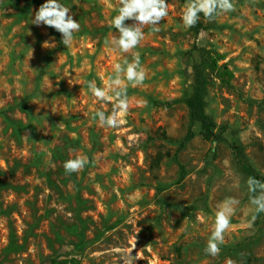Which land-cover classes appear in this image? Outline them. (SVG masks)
<instances>
[{
	"label": "rangeland",
	"instance_id": "1",
	"mask_svg": "<svg viewBox=\"0 0 264 264\" xmlns=\"http://www.w3.org/2000/svg\"><path fill=\"white\" fill-rule=\"evenodd\" d=\"M45 2L0 0V264H264V212L246 183V161L264 176V0H233L234 11L192 28L188 0H167L160 30L146 26L129 53L109 43L119 0H60L80 24L68 47L32 24ZM134 52L146 79L125 81L128 112L102 126L95 113L116 101L98 100L88 82L106 88ZM202 78L217 138L191 118ZM77 155L89 163L67 174ZM229 197L240 203L212 257Z\"/></svg>",
	"mask_w": 264,
	"mask_h": 264
},
{
	"label": "clouds",
	"instance_id": "2",
	"mask_svg": "<svg viewBox=\"0 0 264 264\" xmlns=\"http://www.w3.org/2000/svg\"><path fill=\"white\" fill-rule=\"evenodd\" d=\"M119 5L118 14L111 21L118 35H112L109 43L114 49L123 53L132 52L139 46L144 39L146 26H150L153 32H158L161 21L169 14L167 0H119ZM234 10L233 0H188L182 21L186 28H192L199 22L201 13L205 19L211 21L221 13ZM70 12L71 9L60 3V0H46L35 11L32 24L45 25L55 29L61 34L63 45L68 47L72 44L73 34L80 30L79 22L73 18ZM126 21H133V23L127 24ZM114 73V76L108 78L106 88L98 87L94 80L88 82L89 90L98 100L115 99L116 103L110 114L98 110L94 117L98 118L102 126L112 128L119 126L122 122L119 117L125 115L129 110V97L125 81L135 87L142 85L146 79V70L141 65L139 52L133 53L131 62L125 59L123 63H116ZM88 163L87 156L77 155L64 163V169L67 174H72L81 171ZM246 183L249 192L253 194L250 196V203L255 206V213L258 215L264 212V181L250 176ZM239 203L236 198L229 197L218 206L214 228L205 248L207 255L217 257L220 254V245L224 243L225 239L224 234L231 227V217L235 212V206ZM255 219L254 215L252 221L254 222ZM225 264H236V262L228 258Z\"/></svg>",
	"mask_w": 264,
	"mask_h": 264
},
{
	"label": "trees",
	"instance_id": "3",
	"mask_svg": "<svg viewBox=\"0 0 264 264\" xmlns=\"http://www.w3.org/2000/svg\"><path fill=\"white\" fill-rule=\"evenodd\" d=\"M200 16H203V14L201 13ZM221 80H223V82L226 83L227 85L229 84L227 80H224L222 78ZM195 86L197 87L195 89V93L189 99V109H190L191 118L195 121H200L203 123L206 137L208 139L213 137L217 138L218 136L212 131V128L215 127V123L210 119L208 115L205 114L203 110V102L200 98V93L198 91L199 89L203 90L204 87L206 86L205 79L203 78L196 79ZM238 160L241 161L242 159H238ZM246 165L252 177H255L260 181H264V176L259 174L256 171V169L251 165L250 162L246 161Z\"/></svg>",
	"mask_w": 264,
	"mask_h": 264
}]
</instances>
